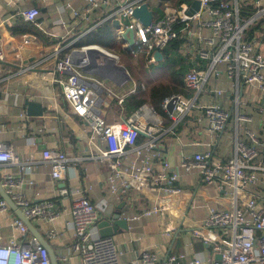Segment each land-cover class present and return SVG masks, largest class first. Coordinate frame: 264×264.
I'll return each instance as SVG.
<instances>
[{
	"label": "built area",
	"instance_id": "2783aa9c",
	"mask_svg": "<svg viewBox=\"0 0 264 264\" xmlns=\"http://www.w3.org/2000/svg\"><path fill=\"white\" fill-rule=\"evenodd\" d=\"M155 1L158 6L159 1ZM194 1L200 5L192 12ZM85 2L82 21L88 22L89 16L98 8L109 9L110 17L119 21V38L122 39L127 30L133 31L132 53L135 57L143 55L147 66L157 62L154 58L156 51L163 53L173 41H182L184 57L194 62L183 74L187 91L191 90L196 96L206 91L209 80L217 81L219 67L225 65V73L233 82L236 103L241 104L238 99L243 88L254 87L263 100L262 107L258 108L261 111L264 108V0H163L166 14L152 20L149 26L134 16V11L141 4H148L147 0ZM77 15L74 13L73 17ZM39 16L37 7L17 5L13 10L14 18L31 25L40 26ZM69 32L75 34L72 42L86 33L75 30V27ZM123 42L127 47L129 43ZM29 43L28 40L24 42L26 45ZM89 50L93 52L89 53ZM56 53L59 51L48 54L35 67L41 68ZM119 65L116 54L97 44L84 45L67 51L66 56L56 60L53 70L59 75L57 79H47L43 73L34 72L36 82L33 87L41 98L48 100L49 117L59 118L58 96L62 94L72 114L89 126L86 138L94 159L107 162L114 171L108 179L112 195L123 194L134 182L154 202L151 209L124 216L125 221L156 215L162 223L163 235L169 240L175 230L191 227L195 238L211 246L214 256L220 255L219 260L211 261L194 256L186 264H264V197L259 194V188L258 191L253 189L258 187L264 176V148L261 150L259 147H264V143L248 130L247 140L237 139L236 153L227 160L215 157L208 149L190 155L182 152L180 160L173 165L159 143L176 123L191 114L196 97L176 94L164 100L162 109L174 122L168 128L165 127V116L149 103L140 105L129 117L108 122L104 111L106 96L117 98L119 104L124 102V98L114 93L98 72L114 79L128 80V70L122 71ZM6 66V51L0 40V68ZM53 84L60 85L58 93ZM224 92V89H212L217 97ZM175 97V106L169 113L167 107ZM202 109L208 120L206 131L223 133L231 112L218 103L207 104ZM1 118L18 120L25 117L15 104L0 98ZM244 121H250V117L238 114L237 122ZM100 143L104 147H100ZM186 146V143L181 144V147ZM41 153L42 159L51 166L52 178L55 181L66 178L67 164L72 158L65 152L52 149H44ZM31 160H34L33 155ZM8 164L21 165L22 161L10 141L0 142V166ZM191 174L196 176L201 190L209 197L213 193L215 200H201V204H196V193H187L178 185L182 178ZM69 180L68 187H64L60 195L72 196V220L68 222L69 235L59 243L67 252L56 256L57 263L75 264L72 259L78 257L79 264H122V251H118L113 236H100L98 230L92 229L100 218L99 207L90 201L86 189H81L71 178ZM18 184L11 173L4 175L5 191L27 220L52 221L60 216L54 202L32 203L28 196L15 190ZM173 207L181 216L172 222L170 210ZM198 208L205 212L204 216L199 221L194 220L192 225L187 224L189 215L196 213ZM9 211L6 200L0 198V214ZM11 226L13 234L5 244L0 243V264H52L48 248L39 242L24 220L13 217ZM59 235L57 230L46 231L47 238L52 241L58 240ZM185 258L182 253L163 254L157 245L153 251L139 253L132 264H183Z\"/></svg>",
	"mask_w": 264,
	"mask_h": 264
},
{
	"label": "crops",
	"instance_id": "0c3cea01",
	"mask_svg": "<svg viewBox=\"0 0 264 264\" xmlns=\"http://www.w3.org/2000/svg\"><path fill=\"white\" fill-rule=\"evenodd\" d=\"M157 1H159L158 6H164V10L156 14L157 5L154 3V7L151 8L148 4L154 11L153 20H157L166 14L163 0ZM17 5L39 8L38 22L40 26L28 24L20 18H14L13 10ZM85 5V0H22L20 2L18 0H0V40L6 51L7 63L5 68H0V98L15 104L25 117L18 120L0 119V142L10 141L22 161L21 165L0 166V187L5 191L3 178L5 174L11 173L19 182L15 190L28 196L32 203H41L45 200L54 202V208L60 212L59 217L52 221H30L52 246L55 256L67 252L59 243L70 233L68 222L72 220V196H61L60 192L64 187H68L69 178H71L81 189H86L90 201L99 207L103 213L102 216L100 214L98 222L92 229L98 230L101 236L102 228H112V233L107 235L113 236L118 251H122V264H132L139 253L145 250L153 251L157 245L161 247L163 254L168 252L184 254L186 258L183 264H186L194 256L206 261L217 259L212 254L211 246L191 234V227L184 226L180 230H175L173 237L169 240L163 235L162 223L156 215L152 217L142 216L137 221H125L124 216H134L151 209L154 202L141 192L137 183L134 182L128 185L123 194L112 195L108 187V179L114 171L107 162L94 159V152L86 138L89 126L81 118L72 114L69 104L62 94L58 96L61 107L58 114L59 118L49 117L51 112L47 106L48 100L41 98L38 91L33 87L36 82L34 72L43 73L47 79H57L59 75L53 70L56 60L66 56L67 51L81 48L76 47L77 41L102 23L113 26L115 29L114 43L122 46V53L131 54V57L141 61V65L147 70H151V65L158 63L157 61L147 66V61L143 55L134 56L132 53L133 46L129 50L130 42L123 35L122 39L119 38V21L118 24L115 23L117 19L110 17L109 9L98 8L89 16L88 22L82 21ZM74 13H78L76 18L73 17ZM73 27L75 30L82 31L81 33L86 32L76 42H72L75 37L74 32H69L70 28ZM26 40L30 42V45L24 44ZM124 40L129 43L127 47H125L126 42H123ZM99 46L111 53L113 51ZM56 50L59 51V54L56 53L57 55L49 59L41 68H38V65L35 67L36 64L41 63L42 58L48 54H53ZM120 53H114L119 57V60ZM180 55L185 59L187 69L194 64L190 59L184 57L182 48ZM120 64L124 66L121 60ZM32 67H35L33 68L34 71L31 70ZM23 69L25 70L23 71ZM225 69V65L219 67L220 73L217 75V81L211 78L206 91H202L198 96L191 90L185 89L187 97H196L195 107L190 115L176 123L171 130L175 133L170 131L159 143L160 149L166 153V157L173 165L180 160L182 152L190 155L208 149L213 151L215 157L227 160L236 153V140H247L248 130L253 131L261 143H264V108L262 111L258 108L263 105L261 93L254 87L243 88L238 99L241 104H237L235 101L236 94L232 87L233 82L226 75ZM133 79L130 76L128 80L105 79L106 83L111 81L113 84V87L109 85V88L124 98L122 104H119L117 98L111 95L112 100L108 101L107 99L104 111H106L108 122L129 117L136 109L129 112L125 105L126 100L138 89L144 90L142 86L137 85L135 79V86L131 89L129 83ZM53 87L57 93L60 91V85L53 84ZM213 88L224 89L225 92L222 96L217 97L212 93ZM243 96L246 99L242 100ZM28 101L35 103V106L30 108L27 104ZM210 103H218L223 109L231 112V117L223 133L214 134L206 131L208 120L202 107ZM39 105H42V108ZM29 109L32 111L31 115L28 113ZM238 114L247 115L250 117V121L237 122ZM173 123V119L167 117L165 127H171ZM184 143L187 146L181 147V144ZM99 145L104 147L101 143ZM259 147L261 150L264 148L261 145ZM44 149L65 152L72 158V161L67 164L66 178L62 181H55L52 178L51 166L41 156ZM32 155L34 156L33 161L31 160ZM263 179L264 176L261 177V181ZM30 183L32 184L30 185ZM178 185L182 186L187 193H196V204L216 199L213 193L209 197L207 192L201 190L195 175L185 176ZM259 191V194L264 197V187ZM0 198H3L1 191ZM155 199L156 197H154V201ZM223 203L226 204L224 200ZM204 213L198 208L196 213L192 212L189 215L190 221L186 220V223L192 225V222L194 220L199 221ZM170 215L172 222L181 216L175 207L170 210ZM13 217L20 218L17 211L11 206L8 213L0 214V243L2 244H5L13 234V227L11 226ZM47 230H57L60 234L59 239L52 241L47 238ZM72 262L79 264L78 257H73Z\"/></svg>",
	"mask_w": 264,
	"mask_h": 264
},
{
	"label": "trees",
	"instance_id": "16d2710c",
	"mask_svg": "<svg viewBox=\"0 0 264 264\" xmlns=\"http://www.w3.org/2000/svg\"><path fill=\"white\" fill-rule=\"evenodd\" d=\"M115 29L111 24L102 23L96 29L86 34L77 41L76 47L84 45H101L108 50H113L117 45L114 43ZM181 41H173L163 50L164 60L151 65V73L142 72L146 79L145 89H138L126 100L128 111H133L140 105L149 103L154 105L166 118L169 117L162 108L164 100L174 94L187 95L184 88L183 74L187 69L185 59L180 55ZM131 57V54H127ZM143 61V59H141Z\"/></svg>",
	"mask_w": 264,
	"mask_h": 264
},
{
	"label": "water",
	"instance_id": "95a60500",
	"mask_svg": "<svg viewBox=\"0 0 264 264\" xmlns=\"http://www.w3.org/2000/svg\"><path fill=\"white\" fill-rule=\"evenodd\" d=\"M199 5L200 3L198 1H194L193 2V5H192V9L191 11H195V10H198L199 9ZM134 16L136 18H138L143 24L149 26L154 18V11L150 8V6H148V4L146 3H143L141 4L140 7H138L135 11H134ZM115 23L118 24V20H115ZM118 26V25H117ZM123 36L128 40V42H130V46H129V50L132 49V46L134 44V41H133V31L131 30H127ZM97 51L94 50V52ZM93 50H89V53H92ZM154 58L158 61V62H161L163 61V54L160 52V51H156L154 53ZM119 68L122 70V71H126V68L122 65H119ZM85 71H88L87 68L84 69ZM98 74L103 77L104 79H113L111 77H108L102 73H99ZM175 101H176V97L173 101L170 102V104L168 105L167 107V111L169 113H171V111L173 110V107L175 106ZM27 104H29V107L32 108L34 107L35 103H32V102H27ZM41 108H42V105H39ZM31 110L29 109L28 110V113L31 115ZM38 114V113H36ZM0 191H1V194H2V197L6 200V202L8 203L9 206L12 207V209H15L18 213V216L24 220L26 222V225L27 227H29L30 231L37 237V239L39 240V242L44 245L46 248H48L49 250V254H50V260H51V263L52 264H59L57 263V260H56V256L54 254V250L52 248L51 245H49L48 241L45 240V238L42 236V234L40 233V231L37 229V227H35L33 225V223L28 219L25 218V216L23 215V212L21 209H19V207L15 204V202L12 200V198L10 197V195H8L6 193V191H4L1 187H0ZM101 226H103V223H101ZM112 233V228L111 227H108V228H102L101 229V234L102 235H107V234H111ZM216 258L219 260L220 259V255H217Z\"/></svg>",
	"mask_w": 264,
	"mask_h": 264
},
{
	"label": "rangeland",
	"instance_id": "374dc122",
	"mask_svg": "<svg viewBox=\"0 0 264 264\" xmlns=\"http://www.w3.org/2000/svg\"><path fill=\"white\" fill-rule=\"evenodd\" d=\"M147 2H148V4H150L151 8H153L154 7V3L156 1L155 0H152V1L151 0H147ZM163 10H164V6L163 5L162 6H157L155 8V13L157 14L158 12L163 11ZM121 49H122V46H120V47L116 46V47H114L112 53L114 54V53L121 52L120 53V60L122 61V64L129 71L130 77L132 79L134 78L136 80L137 85H140V86H142L145 89L147 82H146V79L145 80L143 79L142 72L144 71L147 74H150L152 70H147L145 67H143L141 65L142 64L141 61H139V60L137 61L135 58L129 57L125 52L122 53ZM134 79L131 81V83H129V87H131V89L134 88L135 83H136L134 81ZM107 83L106 84L108 86L110 85L111 87H113V84H112L111 81H108ZM127 90H129V89H127ZM106 97H107L108 101H111L112 100V97L110 95H107ZM243 99H246V97L243 96L242 97V100ZM263 187H264V179L258 185V187H254L253 189L255 191H257L258 188H259L258 190H261V188L263 189ZM102 214L103 213H101V216H102Z\"/></svg>",
	"mask_w": 264,
	"mask_h": 264
},
{
	"label": "bare ground",
	"instance_id": "6f19581e",
	"mask_svg": "<svg viewBox=\"0 0 264 264\" xmlns=\"http://www.w3.org/2000/svg\"><path fill=\"white\" fill-rule=\"evenodd\" d=\"M108 58V57H107ZM109 59H110V57H109Z\"/></svg>",
	"mask_w": 264,
	"mask_h": 264
}]
</instances>
